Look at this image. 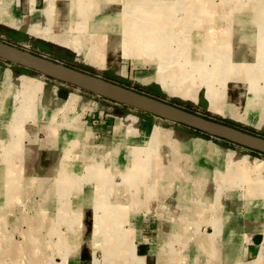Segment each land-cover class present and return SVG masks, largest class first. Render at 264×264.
Masks as SVG:
<instances>
[{
  "label": "crops",
  "instance_id": "1",
  "mask_svg": "<svg viewBox=\"0 0 264 264\" xmlns=\"http://www.w3.org/2000/svg\"><path fill=\"white\" fill-rule=\"evenodd\" d=\"M134 2L135 0H0V25L22 34L25 43L64 49L72 53L75 62L103 72L108 67L106 53L109 47L122 45V39L120 41L114 38L108 43L104 31L114 29L116 26L111 25L114 23H119L121 27L122 13L127 5L131 12L136 10ZM141 2L147 13L159 15L156 21L161 20L163 31L174 34L175 38L161 39L165 47L170 46L172 58L183 60L172 47L187 45L190 48L188 59L201 61L206 55L200 53L199 46L204 41H209L212 46L224 52L225 56L229 55L230 62L234 64L264 63V0H140ZM132 17L129 14V19ZM65 30L70 31L74 35L73 40L81 44L80 56L69 48L39 36L42 32L61 34ZM233 31L238 33L235 40L239 44H235L233 40ZM90 36L91 44L88 42ZM95 43L100 44L103 52L100 67L87 60V53ZM244 45H255L256 49L245 51ZM235 46L237 49L234 52ZM252 55L254 60L247 59ZM148 61L158 65L157 57H151ZM121 64L115 63L117 66ZM157 65L145 85L158 88L161 94L168 97L194 105L200 103L202 93L206 111L210 114L251 127L256 132L264 131V122L258 125L257 111L247 106L253 92L257 93L259 87H264L263 81L251 83L252 85L247 80L231 81L242 84L244 93L236 86L228 87V81L225 109L223 114H218L210 110L204 86L199 88L195 101L164 92L153 78ZM125 67L127 66L124 65L122 69ZM20 69L0 66V195L10 190L9 199L16 201L18 191L26 189L27 179H31V187L28 183L27 188H31L33 192L48 191V198L42 199L44 194L38 196V209L33 214L34 223L39 226L42 223L44 227L48 224L49 236H46L49 239L53 235L60 237L58 244H51L60 260L49 261L47 264H97L94 262V254L99 250L103 253V250L94 242L93 238L96 236L93 235L92 238V234L93 212L95 215L99 202L104 203L105 209L110 206L119 209L116 210L118 214L114 215V219H118V222L125 220L123 225L126 227L122 226L124 236L120 235L122 232L115 231L116 240L109 247L114 258L113 264H134L132 259L136 258H141L142 264L264 263V158L242 154L200 137H192L186 144L157 125L147 121L138 123L136 118L125 117L119 120L102 150L106 153L100 156L101 160L109 161L108 172L100 164L97 165V170H93L91 165L85 172L86 166L82 168L67 159L59 169L49 167L48 173L32 170L23 161L26 159V129L38 126L48 119L47 116L51 120V108L59 107L66 117V123L60 130L75 132L70 138L66 134L64 142L76 141L73 140L74 137L91 138V129L84 126V123L75 122L73 110H89L95 104L78 90L66 86L53 88ZM261 69L258 73H264V68ZM26 85L30 89L25 94ZM261 95L264 97V93ZM232 107L237 108L241 114L247 110L244 122L233 116ZM15 114L20 115L18 123H14ZM136 125L140 130L138 132ZM4 159H10L11 166L5 164ZM109 172L118 175V178L123 176L122 182L128 183L130 187L121 189V184L111 183ZM63 194L67 196L63 198ZM109 194L112 200H108ZM61 198L63 202L60 204ZM45 199L49 201L48 206ZM59 204L68 207V213L64 212L65 218L61 222H58ZM86 208H90L92 212V225L90 244L87 243L84 248L81 239L86 231ZM122 208H126L128 212L123 210V215H120ZM71 212H77V217L74 218ZM70 221L81 223L76 234L79 247L75 254H72L68 244L72 236ZM61 225L67 226L65 231L60 230ZM127 238L133 249L130 260L125 249ZM62 256H65L64 262ZM103 263L109 264L108 259Z\"/></svg>",
  "mask_w": 264,
  "mask_h": 264
},
{
  "label": "rangeland",
  "instance_id": "2",
  "mask_svg": "<svg viewBox=\"0 0 264 264\" xmlns=\"http://www.w3.org/2000/svg\"><path fill=\"white\" fill-rule=\"evenodd\" d=\"M142 1L144 2V0ZM138 9H142V6L141 5L137 6L136 10ZM124 12L121 15L122 17L125 16ZM143 18H145V15H143ZM140 24L144 25V24H147V22H141ZM111 25L112 26L114 25L116 27L114 29L104 31V34L106 36V41L108 39L107 42L109 43V42H112V39L114 38L120 39V41L122 39V45L121 47H115V48H113V46L109 47L106 53L108 67H107V70L103 72H97L96 70L89 68L82 63L75 62L73 60L72 53L64 49L57 50L56 48H53L52 46H45V45L44 46H34L30 42L25 43L23 40L22 34H19L16 31L8 30L7 28L1 25H0V40L5 41L9 44L18 46V47H22L38 55L45 56L50 61L56 64H60L64 67L75 69L78 71L87 72L90 74H96L107 80L113 81L115 83H118L120 85L129 87V88H132L136 91L158 97L174 105H177L179 107L185 108L192 112L198 113L202 116L215 119V120H219V121L234 125L236 127H240L242 129H245L249 132H252V133H255L261 136L264 135V131L256 132L251 127L241 126V124L239 123H235L228 119H221L207 112L206 103L202 100L203 99L202 93L200 95V100H201L200 103L198 105H194L190 102H185L177 98L168 97L167 95L161 94L158 88L156 89L155 87L145 85L144 83L146 82L147 78L152 75L157 65L156 63L150 64V61L148 60L151 57H157L158 54L156 53V55L154 54L153 56L152 55L149 56L148 52H146L147 54L141 53L138 46H135V44L133 46L127 47L126 45H124V41H123L124 39L122 37L123 36V33H122L123 25L121 27H119V23H114ZM233 32H234L233 40L235 44H239L235 40V37L238 35V33L236 31H233ZM210 36L212 37L211 31H210ZM91 40H92V37L90 36L89 41H88L89 44H91L90 43ZM204 42L210 43L209 41H204ZM216 44H217V41H216ZM254 46L244 45V50L247 51L249 49L253 51L254 49L255 51L256 48H254ZM239 47H241L242 49L241 44L239 45ZM93 48L94 50H98V55L96 57V59L98 60V63L95 66L100 67L101 66L100 62H102V59H103V52H102L101 46L99 43H95L94 45L91 46L89 51L92 50ZM149 48L150 46L148 47V49ZM172 48L174 49V51L176 52L178 51L180 59L189 58L187 54L188 52L184 53L183 47L174 46ZM188 49L190 50V48ZM233 49L235 52L237 49L236 46ZM50 50H52L53 52L49 53ZM162 50L166 52L167 48L165 47ZM224 56L225 55H221V57L223 58ZM226 56L230 60L229 55H226ZM221 57L219 56V58ZM127 58H129V60ZM207 59H209V56H207ZM247 59L254 60V56L252 55L251 57H247ZM121 61H123L124 63L121 64ZM116 62L120 63L121 66L115 65ZM90 64L92 63L90 62ZM239 64H243V63H239ZM124 65H126L127 67L122 69ZM217 65H221L223 67L222 63H217ZM243 65L246 66V64H243ZM0 66L6 67V68L11 67L15 70L20 69L17 64L7 61L5 59H2L1 57H0ZM244 66H242L243 69H245ZM252 66L255 67V71L253 74L255 75V77H257L256 78L257 81L255 83L259 81L264 82V76H263L264 73H258L259 70H262L261 69L262 66L264 68V63L258 62L257 64H254ZM119 68L121 69V71L119 70ZM23 70L26 74L39 78V80L46 82L53 88H56L59 86H66V87L78 90L80 94H82V96H84L86 99L92 101L95 104L94 107L92 105L89 110L82 111L81 108H77L73 110L74 112L73 116L75 117L74 118L75 122L78 123L79 121L80 123H84L83 124L84 126H88L91 129V133H92L91 138H89V136H85L83 137V139L81 137L80 138L74 137L73 140H76V141H72L71 143L64 142V137L66 136V134H68L69 136V137L67 136V138H70L73 134H75V132L73 131L67 132V131L60 130V128L63 127L64 123H66L65 122L66 117L63 116L64 112L63 110L59 109V107H55V109L51 108L50 110L52 114L51 120L49 116H47L48 119H45L44 121L40 122L38 126L34 128L30 127L26 129L28 130V132H26V139H25L26 140L25 141L26 159H24L23 161H24V164L32 168V170H38L41 172L46 171L48 173L49 167L59 169L60 167H62L63 161L67 159L70 162H73L81 166L82 168L86 166V169L84 168L85 172L87 171L88 166L92 165L93 170H94L96 169L98 164H100L101 167L103 166L105 168V171L108 172L109 161L107 159L101 160L100 156L103 153H106L105 150L104 151L102 150L105 149L104 147H106L107 145L106 143L110 140L111 136L113 135L115 131L114 129L116 128V125L118 124L119 120L125 117L126 118H136L138 123L142 121H147L149 123L157 125L160 128L169 131L171 136L178 138V140L185 141L186 144L190 141L192 137H200L203 139L211 140L216 145L222 146L224 148H229L231 150L240 152L242 154H250L252 156L264 158L263 154L248 150L246 148H243L237 145H233L231 143H228L220 139L212 138L203 133L190 129L186 126L168 122L162 119L158 121L159 118L154 119L157 117L147 112H144L138 108L123 104L117 100L101 98V97L92 95L90 93H87L83 90H80L78 88L55 82L33 71H30L27 69H23ZM157 72H158V67H157ZM242 74L244 75V78H241L242 82H245V80L247 81L251 80L250 75H252V73H249L244 70ZM155 76H153V78H154V81L156 82ZM234 80L233 78H229L227 79V81H225L226 82L225 95L227 91L228 81H230L228 83V87L236 86L237 88H239V90L242 93L245 92V88L242 84L240 83L235 84L231 82ZM217 81L218 80H216L215 83H217ZM241 81H235V82H241ZM255 83H252V84H255ZM225 100H226V96H225ZM135 128L137 132L140 131L138 128V125H136ZM84 130L86 131V128ZM86 132H88V130ZM92 145H95V146H92ZM10 161H11L10 159L3 160L5 164L7 163L8 165L11 166V164L9 163ZM46 175L48 177V174ZM105 176H106V173H105ZM108 178L110 179V182L113 184L114 183L117 185L121 184L120 185L121 189H128L130 187L128 183L126 184L124 181L122 182L121 178H118V175L114 173L109 172ZM28 183H30V187H31V179L25 180L26 189L24 188V190L22 189L18 191V198L16 201H12L11 199H9L10 194H11L10 190L5 191V194L3 193L0 195L1 197L0 198V264H47V262L49 261L58 262L60 260L59 259L60 256H58L59 255L58 252H55L51 246V244L59 243L60 241L59 235L57 236V238L53 235V238L49 239L47 237L49 236L48 224H45V227H44L42 223L39 226V224H36L33 222V214L35 210L38 209L36 208V205L37 206L39 205L38 196L40 194H44V197H42V199L48 198L49 193L48 191L47 192L42 191L40 193L33 192L31 188H27V185H29ZM128 193L129 192H127V194ZM63 196H64L63 198H65L67 195L63 194ZM108 200H112L110 194H109ZM46 201L47 200L45 199V202ZM48 202L49 201H47V206H48ZM62 202H63V199L61 198L60 204ZM60 204H59V212H58V217H59L58 222H61L62 219L65 218L64 216L65 211H67L68 213V207L62 206ZM4 206H7V207H4ZM42 209H43V206H42ZM124 210L128 212L126 208ZM77 212H71L70 214H73L74 218H76ZM84 212H85L84 224L86 227L85 229L86 231L85 233H83L81 240L85 248L87 243L90 244L89 241L91 238L90 229L92 225V212L90 208H86ZM93 218H94V212H93ZM124 223L125 221L123 223H119V222L114 223L113 233L115 234V231L116 232L119 231V232H122V234H124L125 231L124 232L122 231V226L126 227L123 225ZM80 224L81 223L77 221L76 222L70 221V226H71L70 232H72V236L69 238L68 244L72 250L71 251L72 254H75L77 248L79 247L76 234L78 232V229L80 228ZM65 227L67 226L61 225L60 230L65 231L66 230ZM93 230H94V224H93ZM92 238H93V234H92ZM93 240L96 244L100 245L102 248V244H101L102 239L100 237H95L93 238ZM129 244L131 245V243ZM103 253L100 250L96 252V254H94V262L97 264H104L103 263L104 260L108 259V263L113 264V260H114L113 256L112 258L104 257ZM62 261L63 262L65 261V256H62Z\"/></svg>",
  "mask_w": 264,
  "mask_h": 264
},
{
  "label": "bare ground",
  "instance_id": "3",
  "mask_svg": "<svg viewBox=\"0 0 264 264\" xmlns=\"http://www.w3.org/2000/svg\"><path fill=\"white\" fill-rule=\"evenodd\" d=\"M134 3L136 4L134 6L141 5L143 9H133L134 11L131 12L130 9H128L129 6H126V11L124 12L125 16H123L121 19L123 24L122 37L124 39V45L130 47L135 44V46H138L141 53L148 52L149 56H153L154 54L156 55V53L159 55H157L158 72L155 76V80L169 95H177L182 99L195 101L196 94L200 86L203 85L205 88V95L208 100L210 110H212L213 112H217L218 114H223L226 101L225 81H227V79L233 78V80L235 79L234 81H241V78H244L242 72L245 70L249 73H252V75H250V84L257 81V77H255V75L253 74L255 71V67H253L252 65L244 66L243 64L239 63H230V60L227 58V56H224V58H219L220 54L225 55V53L219 51L216 46H212V43L204 42L199 46L200 53L202 55H206V57L201 61H192L188 58L183 60L172 58L170 55V46H166V52L162 50L163 48H165V46L161 42V39L175 38L174 34L168 31H163V26L161 27V20L156 21L159 15L152 14V12L147 13L143 7V3H140V0H135ZM129 14L133 15L131 19H129ZM143 15H145V18H143ZM141 22H147V24L142 25L140 24ZM39 36L48 40L49 42L69 48L77 52L79 56L82 54L80 47L81 44L73 40L74 35H71L70 31L68 30H65L61 34L42 32ZM149 46L150 48L148 49ZM182 47L184 48V53L188 52L189 46L184 45ZM97 55L98 50H94L93 48L87 53V60L96 65L98 63V60L96 59ZM207 56H209V59H207ZM217 63H222L223 67L221 65H217ZM242 66H244L245 69H243ZM216 80H218L217 83H215ZM259 88L257 90V93L253 92V96L249 98L247 104V106H250L252 110L257 111L258 125L264 122V97H262L261 95L262 93H264V87L262 86ZM27 89L30 88H28L27 85L24 86L25 94L29 91H26ZM24 99L27 100V98ZM231 112L237 120L243 122L246 120V116L248 114L247 110L243 114H241L238 112L237 108L233 107L231 108ZM20 119V115L17 116L15 114L14 123H18ZM140 174H142V172ZM103 204L102 202H99L97 207L95 208V215L93 220V235L102 239L101 244L104 252V257L112 258L110 248L112 247V242L116 240L114 238L115 234L113 233V225L114 223L118 222V219H114V215L118 214L116 210L119 209H114V206H110L105 209V206H103ZM123 210L124 208L120 210V215H123ZM124 221H120L119 223H123ZM122 236H124V234H122ZM126 240L127 244L125 246V249L128 254L127 257H129L130 260V257L132 259L133 249L128 242V238ZM140 259L141 258H136L135 260H132L134 264H142Z\"/></svg>",
  "mask_w": 264,
  "mask_h": 264
},
{
  "label": "water",
  "instance_id": "4",
  "mask_svg": "<svg viewBox=\"0 0 264 264\" xmlns=\"http://www.w3.org/2000/svg\"><path fill=\"white\" fill-rule=\"evenodd\" d=\"M0 57L55 82L78 88L101 98L117 100L162 120L186 126L212 138L264 155V136L240 127L202 116L96 74L64 67L45 56L2 40H0Z\"/></svg>",
  "mask_w": 264,
  "mask_h": 264
},
{
  "label": "trees",
  "instance_id": "5",
  "mask_svg": "<svg viewBox=\"0 0 264 264\" xmlns=\"http://www.w3.org/2000/svg\"><path fill=\"white\" fill-rule=\"evenodd\" d=\"M23 70V68H21Z\"/></svg>",
  "mask_w": 264,
  "mask_h": 264
}]
</instances>
